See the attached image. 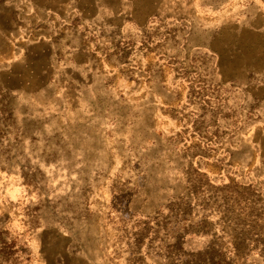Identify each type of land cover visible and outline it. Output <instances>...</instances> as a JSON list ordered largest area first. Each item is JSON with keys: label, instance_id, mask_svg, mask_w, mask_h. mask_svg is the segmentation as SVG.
Here are the masks:
<instances>
[{"label": "rangeland", "instance_id": "1", "mask_svg": "<svg viewBox=\"0 0 264 264\" xmlns=\"http://www.w3.org/2000/svg\"><path fill=\"white\" fill-rule=\"evenodd\" d=\"M0 264H264V0H0Z\"/></svg>", "mask_w": 264, "mask_h": 264}]
</instances>
